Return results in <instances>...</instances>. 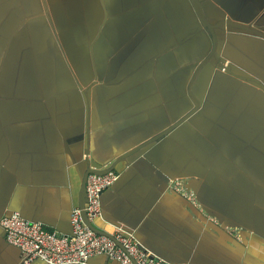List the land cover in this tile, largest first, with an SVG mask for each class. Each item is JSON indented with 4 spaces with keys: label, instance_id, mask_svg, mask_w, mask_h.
<instances>
[{
    "label": "crops",
    "instance_id": "obj_1",
    "mask_svg": "<svg viewBox=\"0 0 264 264\" xmlns=\"http://www.w3.org/2000/svg\"><path fill=\"white\" fill-rule=\"evenodd\" d=\"M201 1L211 21L264 24V0ZM204 36L188 0H0V216L71 232L85 150L107 166L179 118ZM228 38L229 57L264 77V41ZM201 80L202 118L119 160L93 223L133 229L172 264H264V92ZM21 259L0 227V264Z\"/></svg>",
    "mask_w": 264,
    "mask_h": 264
},
{
    "label": "built area",
    "instance_id": "obj_2",
    "mask_svg": "<svg viewBox=\"0 0 264 264\" xmlns=\"http://www.w3.org/2000/svg\"><path fill=\"white\" fill-rule=\"evenodd\" d=\"M119 174L113 170L103 174L90 172L85 183L83 210L93 223L102 218L101 193L108 188ZM175 191L193 198L180 180L170 184ZM82 208L74 204L70 208L71 232H60L46 228L37 220L26 218L17 211L0 216L7 243L17 247L22 253L20 264L40 259L47 264H87L90 257L104 255L122 264H171L147 249L137 238L135 232L125 225H118L111 233L114 237L100 234L89 227L82 218Z\"/></svg>",
    "mask_w": 264,
    "mask_h": 264
},
{
    "label": "water",
    "instance_id": "obj_3",
    "mask_svg": "<svg viewBox=\"0 0 264 264\" xmlns=\"http://www.w3.org/2000/svg\"><path fill=\"white\" fill-rule=\"evenodd\" d=\"M188 2L191 9L195 13V16L199 22V26L204 31L205 36L203 41L205 40V45H206V48L204 50H201V57L196 59L193 63H190V67H189L190 77L187 83V96L192 102L191 106L171 124L165 126L164 128L152 134L142 142H139L132 148L126 150L124 153L120 154L112 161L110 160L107 166H102V163L98 162L92 155H89L88 149L85 150V154H86L85 161L87 163V167L83 171L81 184L78 190V205L79 207L82 208V212H81L82 218L84 222L93 230H95L100 234L108 235L113 239L114 237L111 233L95 226L94 223L89 221L85 211L83 210L84 203L86 201L85 183L88 173L90 172L97 174L106 173L107 171L112 170L119 160L126 159L130 155L138 151L143 152L150 149L154 145V143L158 141L160 138L169 135L174 129L178 128L181 124L188 122L191 116L198 115L200 118H202L203 111L201 108V104L203 102L205 93L204 95L203 94L197 95L193 92V90L195 88L196 89L199 88L202 82L201 78L203 77H206V82H207V79H211L212 75L215 72H220L225 76L227 75L231 77L233 76L248 82H252L256 84L264 92V77H259L253 72H252L253 75L249 74L251 73V70L246 65L239 64L235 59L229 57L226 47L228 46V39H229L228 37L230 36L239 37V35L245 36L246 34H249V36L251 37H257L261 41H264V24L259 23L256 20H254L253 22H245L237 19L234 20L231 17L229 18L219 17L211 21L206 15L201 0H188ZM238 41L241 42V39L239 38ZM244 69L247 72L244 73L243 72ZM237 70L239 71V73L235 72ZM206 87H208V83ZM170 178L167 179L166 183L169 181ZM163 259L166 260L165 258ZM166 261L171 264L173 263L169 260Z\"/></svg>",
    "mask_w": 264,
    "mask_h": 264
}]
</instances>
